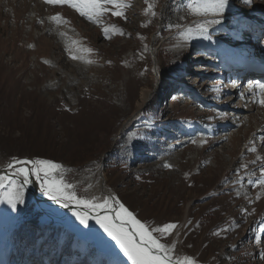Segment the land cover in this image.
<instances>
[{"label": "rangeland", "instance_id": "374dc122", "mask_svg": "<svg viewBox=\"0 0 264 264\" xmlns=\"http://www.w3.org/2000/svg\"><path fill=\"white\" fill-rule=\"evenodd\" d=\"M190 2L119 0L113 11L122 16L108 11L92 22L66 4L0 0V166L14 156L53 161L69 191L89 200L85 187L100 164L108 190L142 223L177 225L161 239L174 245V258L264 264V186L249 183L264 167V0H233L245 17L208 31L230 47L226 59L196 46L202 37L192 39V54H178L182 36L165 29L155 83L153 35L165 15L174 18L179 6L182 17ZM229 61L241 75L254 74L248 104L224 87ZM142 88L151 95L127 127ZM13 190L22 202L15 210L1 202L0 264H131L97 216L85 226L74 211L38 203L18 181L2 196ZM105 216L118 224L116 214Z\"/></svg>", "mask_w": 264, "mask_h": 264}, {"label": "snow or ice", "instance_id": "6c2138e0", "mask_svg": "<svg viewBox=\"0 0 264 264\" xmlns=\"http://www.w3.org/2000/svg\"><path fill=\"white\" fill-rule=\"evenodd\" d=\"M46 3L51 5H68L75 9L81 16L88 18L92 22H99L98 18L105 12L112 11L113 15L122 16L120 11H113L114 8L119 6V0H45ZM246 3H251V0H245ZM147 3V0H146ZM229 0H191L187 5L188 11L199 17H205L201 22L195 23L194 27L187 30L185 39L202 37L204 39H210L208 35V28L212 25L221 23L224 11L228 6ZM111 5L112 8H109ZM125 7L130 5H123ZM152 8L151 5L148 6ZM152 15H155V11H152ZM209 15L211 19H207ZM53 21L57 23L61 22L62 18L57 15L51 17ZM115 27V26H113ZM172 27V26H170ZM179 28L180 25H175ZM105 36H109L108 29L104 30ZM121 34L122 31H121ZM264 89V85L260 86ZM264 105V99L259 101ZM195 143V141H193ZM255 151V149H251ZM259 159V157H258ZM255 163V161H253ZM21 165L20 167H15ZM10 168L15 167L13 177L0 176V189L5 187L11 188L17 184L19 179V187H23L31 182V177L35 176L40 181L42 189L45 193L57 203H61L64 206H68L71 202L75 201V204L83 209L91 210L94 208H106L109 207L108 199L112 197L104 198L102 202H93L96 200L92 197L91 200L78 198L75 191H69L73 189V185L65 182L62 175H58L61 165L49 160H26L20 161L13 158V162L9 164ZM165 167H171V165H165ZM246 167V166H245ZM261 176L257 181H249V183H259L264 186V167L260 168ZM56 175L57 179L53 180L52 176ZM8 180V184H5V180ZM0 202H6L13 210L16 209L17 203L22 202L19 193L9 192L5 197L0 198ZM119 205V210L116 211L115 220H119L120 223L116 224L114 221L109 220L108 217L96 218V223L103 229L115 244L119 247L127 260L131 264H195V262L188 257L183 260L174 258V245L168 246L161 243L166 235H170L171 231L177 227L176 224L168 223L160 227H148L137 219L132 212L120 204L119 201H115ZM73 215L79 220L80 224L87 226L89 220V212L85 211L83 214L79 211H74ZM125 225H131L130 229H127Z\"/></svg>", "mask_w": 264, "mask_h": 264}, {"label": "bare ground", "instance_id": "6f19581e", "mask_svg": "<svg viewBox=\"0 0 264 264\" xmlns=\"http://www.w3.org/2000/svg\"><path fill=\"white\" fill-rule=\"evenodd\" d=\"M166 5L167 4H165V6H163L165 11H166ZM179 8H180L179 6L175 7L174 11H175L176 15L174 16V18L166 17L167 15L164 16L165 19L168 18L167 21L164 23L163 27H161V30H159L155 35H153V44H154L153 45V51H154V63H155V66H153V71H154L153 78H154L155 83H157V82L160 83L162 81L161 65H160V61H159V58H158V54L160 52V46H162L169 39V38H163V36H162V33H164L163 31L165 29L176 28V32L173 35H171V37L174 36V35H181L182 36V38L180 37L181 41L177 42V44L174 46V49H173L174 52H176L178 54H183L188 49L187 51H191V54H192L195 51V50H193V48H191L192 46L195 45L194 41H192L193 38H189V39L186 40L185 39V35L187 34V30L189 28L194 27L195 23L201 22L203 19H205V17L194 16L189 11H186L185 14L182 17H179L178 16V12H179L178 9ZM238 16L245 17L244 16V12H241L240 8H238L236 5L233 4V0H229L228 6L226 7V9L224 11V14H223V17H222L221 21L227 20V19L232 18V17H238ZM206 18L207 19H211L212 16L209 15ZM175 25H180V27L177 28V27H175ZM170 26H172V27H170ZM214 27H216V26H214V25L210 26L208 28V31H210ZM213 40H211V39H203L202 41L198 42V44H200V45L197 44L196 46H201V47L203 46L205 48H210V49H213L215 51L217 49V51H221V52H224V53L228 52L227 53L228 54L227 57H229V55H232L231 52H229V48L230 47H227V46H225V45H223L221 43H217V42H215V40L214 41ZM99 73L102 75V72H99ZM249 88H248V90H250ZM239 91H240V86L237 85L235 90L232 91V93L230 91V93L232 95H234V97H235L238 94ZM261 91H262V89H261ZM150 95H151V91L149 89L142 88V90L140 92V100L137 103L138 110L135 111L134 114H132V117L129 118L126 121L125 126L129 127V125L132 124V121L134 120V118L137 117V115L139 113V109L147 103ZM238 119L239 118H235V120H238ZM247 124H249L248 121H247ZM188 141H190V140H188ZM95 173H96L95 174L96 175V179H94V181H92L91 184H89L87 187H85V190H86V192L88 194V198H89V200H91L92 197H95L96 200L93 201L95 203V202H102L104 198L112 197L113 199H108L109 207H106V208H94V209H91V210H87V209H83V208L77 206L74 202H71L70 205H72L75 208H78L77 210L75 209V211H79L82 214H83V212L88 211L89 212V216H91V215L92 216H102V215H105V214L106 215L111 214L112 216H114L116 214L117 209H118V208H116V205H115L116 196L114 195V193H112V192H110L108 190V187L106 185V175H105V173L103 171V168H102V166L100 164L98 166L97 172H95ZM92 174H94V172ZM0 176H4V175H0ZM87 176H88V174H84L83 175L84 179H82V180H88ZM5 184L6 185L8 184V180L7 179L5 180ZM29 187H33V186L29 183L28 184V188ZM5 188L0 189V198L3 197L2 194H3V190ZM25 188L28 191L27 187H25ZM12 193H17V190H13ZM39 203L46 204V205H53L55 207L63 208V209H65V207H66V206H64L61 203H46L44 201H39ZM1 210H2V203L0 202V211ZM117 223L119 224L120 221L119 222L117 221ZM5 225H6V222L4 221L2 216L0 215V253L3 252L2 251L3 248L1 246H2V241H3L4 235H5V232H4V230H5L4 226ZM125 227L127 229H130L132 226L131 225H125Z\"/></svg>", "mask_w": 264, "mask_h": 264}, {"label": "water", "instance_id": "95a60500", "mask_svg": "<svg viewBox=\"0 0 264 264\" xmlns=\"http://www.w3.org/2000/svg\"><path fill=\"white\" fill-rule=\"evenodd\" d=\"M13 158H15L16 160H20V161L36 160L34 157H26V156L24 157L14 156ZM13 158L8 163L0 166V175H4L5 177H13L15 167L21 166V165H16L15 167L10 168L9 164L13 162ZM105 158L106 156L104 155L103 162ZM13 178L15 179V177ZM17 181L19 182V179H17ZM31 182H33V187L28 188V184L24 186L27 187L28 191L33 195V197L38 203L39 201H44L46 203H57L56 201L52 200L49 196H47L44 193V190L42 189L40 181L37 180L35 176L31 177ZM115 205L116 207H118V204L115 203ZM65 209L69 211H75V209L77 210L78 208H75L69 204L68 206L65 207Z\"/></svg>", "mask_w": 264, "mask_h": 264}, {"label": "trees", "instance_id": "16d2710c", "mask_svg": "<svg viewBox=\"0 0 264 264\" xmlns=\"http://www.w3.org/2000/svg\"><path fill=\"white\" fill-rule=\"evenodd\" d=\"M19 237H25L27 239L29 238L28 234H26V233H19Z\"/></svg>", "mask_w": 264, "mask_h": 264}]
</instances>
